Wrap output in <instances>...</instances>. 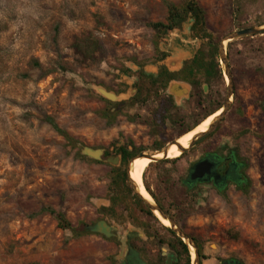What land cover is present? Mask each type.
Here are the masks:
<instances>
[{
	"label": "rangeland",
	"instance_id": "374dc122",
	"mask_svg": "<svg viewBox=\"0 0 264 264\" xmlns=\"http://www.w3.org/2000/svg\"><path fill=\"white\" fill-rule=\"evenodd\" d=\"M187 1L0 0V264H116L128 244L150 264L171 249L166 226L128 195L114 213L103 208L117 194L112 170L120 166L119 146L155 153L158 143L163 148L176 140L226 100L228 83L217 54L222 77L206 84L199 74L189 97L171 98L164 122L153 117L167 93L142 74L162 63L172 70L171 57L182 53L187 59L205 41L191 37V20L162 36L148 23L163 22L167 4ZM195 1L214 36L264 26V0ZM86 35L99 43L88 57L73 47ZM163 54L169 56L160 61ZM225 54L231 105L213 136L196 141L173 163L149 161L145 179L182 232L199 243L202 264H264V32L226 40ZM137 70L135 87L128 74ZM95 87L115 94L141 88L144 98L132 103L134 93L110 101ZM45 116L68 134L69 144ZM221 144L247 161L248 192L231 186L222 197L204 184L190 198L180 178ZM83 147L102 149L104 156L92 159ZM108 157L119 161L111 164ZM45 207L63 213L80 235L60 228L41 211Z\"/></svg>",
	"mask_w": 264,
	"mask_h": 264
},
{
	"label": "trees",
	"instance_id": "16d2710c",
	"mask_svg": "<svg viewBox=\"0 0 264 264\" xmlns=\"http://www.w3.org/2000/svg\"><path fill=\"white\" fill-rule=\"evenodd\" d=\"M187 20H191V24L189 27L191 37L194 39L205 41L204 47L206 48H204L203 46H199L196 49L193 57L190 60L185 61L183 65L175 72H169L165 67H162L157 76H149L148 80L152 82V86L159 87L162 90H165L169 80H181L189 82L191 85L198 84L199 74L202 75V80L206 84H209L212 79H216L217 76L222 77L221 69L217 60L218 43L222 38L214 36L211 32L208 31L205 12L195 0H189L182 6H177L172 3L167 4V16L165 20L163 22L148 23V26L154 31L156 36H162L172 30H180L182 24ZM230 44L231 42H228L227 47H229ZM73 47L78 53L82 54L85 57H88L89 54L99 49V43L97 39L92 38L90 35H86L83 38H79L78 40H76L75 43H73ZM143 98V93L141 91V88H139L135 96L132 97L131 101L133 103L136 101H141L143 100ZM167 99L168 100L161 105L160 110L153 114L154 119H156L159 114L158 119L164 122V119L166 118L164 115L167 114L170 105H172L171 96L168 95ZM162 110L164 112L161 113ZM208 115L209 114L204 116V118H206ZM104 116L107 117L106 114H104ZM44 120L52 127L55 132H57L66 140V144H69L72 141L68 134L56 124L52 117L45 116ZM202 120L196 122L191 128H188L186 131L192 130ZM216 128H218V126ZM216 128L205 134L200 140L213 136ZM161 148L162 144L158 143L154 147V150L159 151L161 150ZM224 150H226L225 155H223ZM116 154L120 156V166L113 168L112 181L114 183V186L116 187L117 194L111 200L112 206H109L108 209L103 208L104 211L114 213L115 209L118 207V204L124 199V196L128 195L129 198H131L133 205L146 212L155 221H159L158 218L153 214V212L144 205L142 200H140L136 196L128 183L125 167L128 161L138 154V151H129L128 147L126 145H123L119 146L116 149ZM185 154L186 152H183L178 157L162 159L155 162V164L173 163ZM209 157L214 160L215 165L217 166V172L220 170L218 168V164L221 161H225V158L226 161H228L227 174L222 175L219 181L217 180L213 182V188L216 190V192L221 194L222 197L226 196V187H223V179H225V176H227L228 180L231 181V183L234 184L238 190L242 191L243 193L248 192L250 188V180L245 174L248 163L247 161L239 157L236 149L228 148L227 146H225V144H221V146H219L218 148L216 147L211 152H209ZM151 163L152 162H150L148 166ZM190 169L191 166L188 168L186 175L180 178V181L186 194H188L190 198H194L198 196L199 183L197 180L193 181L190 179ZM222 169L223 168H221V170ZM141 177L144 189L146 190V192H148L149 196L167 215H169V217L174 218V214L170 211V209L165 207L160 202L156 194L150 189V186L145 179V170ZM163 179L168 180L169 178L165 177ZM41 211H47L49 214L53 215L57 221V225L60 228L69 229L74 236L80 235L81 230L72 227L64 217L63 213L57 212L49 207L42 208ZM165 229L172 235V238L174 240L173 243H170V248L174 251L178 259V264H190V253L187 245L170 228L165 227ZM233 262L236 264H243L241 261L235 259L223 260V264H231Z\"/></svg>",
	"mask_w": 264,
	"mask_h": 264
},
{
	"label": "water",
	"instance_id": "95a60500",
	"mask_svg": "<svg viewBox=\"0 0 264 264\" xmlns=\"http://www.w3.org/2000/svg\"><path fill=\"white\" fill-rule=\"evenodd\" d=\"M264 32V26L263 27H250V28H244L235 32H232L230 34H228L227 36H225L224 38L221 39V41L218 43V56L220 59V63L223 65V72L224 75L227 78V96H226V100L223 103V105L219 108L220 113L215 116L213 118V120L210 122L208 128L203 131V132H199L197 134H195L192 139L189 141L187 147H182L178 142L177 139L180 137H178L176 140H173L169 143H167L163 148H161V150L157 151V152H162L163 156L161 158H153V154H145L143 152H140L137 156H149L151 157V162H157L159 160L162 159H166V155H167V150L169 148L170 145L175 144L177 149L180 151V154L183 152H186L187 150H189L196 141H198L199 139H201L205 134H207L208 132H210L217 124H219L222 119L224 118L226 112L229 110L231 102L229 101V97L232 95V81H231V74L229 71V67L227 64V56L225 54V46H223V42L228 40H232L235 39L237 37L240 36H247V35H254V34H259V33H263ZM181 54V53H180ZM173 58L179 59V57H171L170 59V63L172 64L171 60H173ZM183 59V58H182ZM179 63V64H178ZM177 64H172V70H177L181 67L182 62H178ZM95 90L104 98L110 100V101H122V100H126L128 98H130L131 96L134 95L135 93V89L134 88H129L127 90V92L125 93H119V94H115L113 92H108L106 91L103 87H95ZM188 90V85L184 84V83H177V82H172L169 87H168V92L173 95L175 97L176 100H179L181 95L185 92H187ZM219 109H217L216 111H218ZM216 111H214L213 113H215ZM211 113V114H213ZM210 114V115H211ZM209 116V115H208ZM195 128V127H194ZM191 131V130H189ZM189 131H187L186 133H188ZM184 133V134H186ZM182 134V135H184ZM181 135V136H182ZM82 154L95 159V160H101L102 158V154H103V150L102 149H92L89 147H83L82 149ZM135 158V157H133ZM133 158H131L127 165H126V173H127V178H128V182L133 190V192L136 194V196L142 200V202L145 204V206L151 210L153 212V214L157 217L156 213L161 216L164 219H167L169 221V228L174 231L178 237H180L182 239V241L187 245V247L189 246V244L193 247L194 249V258H192L190 256V264H199V256H198V251H197V247L193 241V239L191 237H188L186 234H184V232H182V230L177 226V224L154 202V200L152 199V202L147 201L146 199H144L139 192L136 190L135 185L133 184L131 178L129 177V170H130V164L131 161L133 160ZM107 162L111 163V164H117L118 160L115 161H111V158H106L105 159ZM213 164L211 161H209L208 159H201L199 161H197L192 169L191 172L189 174V177L191 180H196V179H200L202 178L204 175H209L211 173ZM158 218V217H157ZM102 223V222H101ZM104 224V223H103ZM105 225V224H104ZM106 226V225H105ZM107 227V226H106ZM108 228V227H107ZM96 231H98V229H95ZM109 230V228H108ZM100 232V231H99ZM187 240V242H186Z\"/></svg>",
	"mask_w": 264,
	"mask_h": 264
},
{
	"label": "flooded vegetation",
	"instance_id": "af4514ba",
	"mask_svg": "<svg viewBox=\"0 0 264 264\" xmlns=\"http://www.w3.org/2000/svg\"><path fill=\"white\" fill-rule=\"evenodd\" d=\"M195 53V52H194ZM194 53L191 55V56H189L187 59H184V60H182V65H183V63L185 62V61H188V60H190L192 57H193V55H194ZM169 56V54H163V55H161L160 57H159V60L160 61H164L167 57ZM181 65V66H182ZM162 67H165L169 72H175V71H177V70H170L169 68H168V66L165 64V63H162V64H159L158 65V67H157V69L155 70V71H152V72H148V73H143L142 75H143V77L145 78H149V76H152V77H155V76H157L158 74H159V72L161 71V69H162ZM130 77H134L135 78V80L133 81V83H132V86H135L136 87V82H137V80L139 81L141 78H140V70H137L136 71V75H130V74H128ZM152 81V80H151ZM172 82H177V83H185L186 85H188L189 86V89L187 90V92H185V93H183L182 95H181V97L182 98H187V97H189L190 96V93H191V91H190V89H191V84L189 83V82H185V81H181V80H169L168 81V84H167V87H166V89H165V93H167V96L169 95V96H171V98H173V95H171L169 92H168V87H169V85L172 83ZM152 83V82H151ZM126 88H127V86H126ZM164 91V90H163ZM136 94V93H135ZM135 96V95H134ZM221 146V145H220ZM226 153L225 152H223V155H225ZM103 156H104V153H103V155H102V158H103ZM201 159H208L209 161H211L212 162V164H213V167H212V170H211V173L209 174V175H204L202 178H200V179H196L197 181H198V183H199V186H201V185H209V186H211V187H213V182H215V181H219L220 180V178H221V176L222 175H226L227 174V165H228V161H226V158H225V161H221L219 164H218V168L221 170V168H223L221 171L219 170L218 172H217V166L215 165V162H214V160L213 159H211L210 157H209V153H207L206 155H204ZM201 159H199V160H201ZM198 160V161H199ZM196 163V162H195ZM194 163V164H195ZM193 164V165H194ZM193 165L191 166V169H192V167H193ZM191 169H190V172H191ZM190 172H189V174H190ZM227 178V176H225V179H223V187H226V188H228V187H231V186H233V187H235V185L234 184H232L231 183V181H229L228 180V178ZM193 181H195V180H193ZM222 182V181H221ZM142 186L144 187V185H143V182H142ZM171 219H172V217H170ZM109 231V230H108ZM107 235V234H106ZM193 241H194V243H195V245H196V247H197V251H198V256H199V262H200V264H202V252H201V250H200V246H199V243L196 241V239H193ZM127 248V252H126V254L123 256V258L118 262V263H116V264H148L145 260H144V258L142 257V255H141V252L138 250V248H134L133 246H130L129 244L126 246ZM160 262H162V264H178V259H177V257H176V255H175V253H174V251L172 250V249H169V251L167 252V253H164V252H162L161 253V256H160V258H158V257H156L155 258V263H150V264H160ZM220 264H223V261L220 263ZM231 264H236V263H231Z\"/></svg>",
	"mask_w": 264,
	"mask_h": 264
},
{
	"label": "bare ground",
	"instance_id": "6f19581e",
	"mask_svg": "<svg viewBox=\"0 0 264 264\" xmlns=\"http://www.w3.org/2000/svg\"><path fill=\"white\" fill-rule=\"evenodd\" d=\"M262 27H263V26H262ZM225 42H226V41L223 42V46H225ZM220 110H221V109H219L218 111H216L215 113H213V114L211 115V117L207 116V117H209V119H208L207 121H205L203 124H201L199 127H197V126L201 123V122H200V123L196 126L197 128L195 127L196 129L191 130V131H189L188 133H186V134L180 136V137L177 139V142H178L182 147H187L189 141L192 139V137H193L195 134H197V133H199V132H203V131H205V130L208 128L210 122L213 120V118H214L215 116H217V115L220 113ZM207 117H206V118H207ZM204 119H205V118H204ZM204 119H203V120H204ZM151 154H153V158H161V157L163 156V153H162V152H155V153H151ZM179 154H180V151L177 149L176 145H175V144H172V145L169 146V148H168V150H167V155H166V157H167V158H173V157H175V156H177V155H179ZM149 161H151V157H149V156H145V155H143V156H136V157L133 158V160L131 161V164H130V170H129V174H128V175H129V177L131 178V180H132L133 184L135 185L136 190L139 192V194H140L144 199H146L147 201L152 202V198L149 196L148 192H146V190H145L144 187L142 186V181H141V174L143 173V171H144V169H145V167H146V165L148 164ZM156 215H157L159 221H160L164 226H166V227L169 226V221H168L167 219L162 218V217L159 216L157 213H156ZM97 226H99L100 229H101V228L103 229L102 224H99V225H97ZM186 242H187V240H186ZM187 243H188V242H187ZM188 250H189L190 256H191L192 258H194V249H193V247H192L190 244H189V246H188Z\"/></svg>",
	"mask_w": 264,
	"mask_h": 264
},
{
	"label": "crops",
	"instance_id": "0c3cea01",
	"mask_svg": "<svg viewBox=\"0 0 264 264\" xmlns=\"http://www.w3.org/2000/svg\"><path fill=\"white\" fill-rule=\"evenodd\" d=\"M174 57H179V59L173 58V60H171L172 64H177L178 62H182V60L184 59V55L181 53H179L178 55L174 56ZM183 58V59H182ZM179 64V63H178Z\"/></svg>",
	"mask_w": 264,
	"mask_h": 264
}]
</instances>
